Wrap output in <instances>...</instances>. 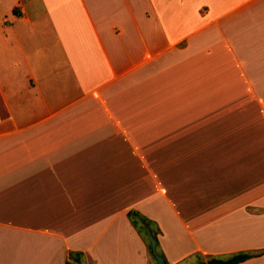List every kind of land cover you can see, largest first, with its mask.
Wrapping results in <instances>:
<instances>
[{
    "label": "crops",
    "instance_id": "0c3cea01",
    "mask_svg": "<svg viewBox=\"0 0 264 264\" xmlns=\"http://www.w3.org/2000/svg\"><path fill=\"white\" fill-rule=\"evenodd\" d=\"M129 211L264 251V0H0V264H156Z\"/></svg>",
    "mask_w": 264,
    "mask_h": 264
},
{
    "label": "trees",
    "instance_id": "16d2710c",
    "mask_svg": "<svg viewBox=\"0 0 264 264\" xmlns=\"http://www.w3.org/2000/svg\"><path fill=\"white\" fill-rule=\"evenodd\" d=\"M128 220L132 227L136 230V232L140 235V237L144 240L146 243L147 249L149 251L151 259L154 261V258L151 253L150 245L146 239V234L145 231L148 229L150 233L152 234L155 242H156V251L158 255H160L164 263L167 264L164 255L159 249V244H158V239H157V234L159 233L158 228L156 227L155 223L147 219L146 217L142 216L136 211H129L127 213ZM264 254V251L258 252V253H249V252H240V253H235L227 256L222 262L224 264H239L241 262H244L254 256H259ZM76 258L81 259V254L79 253H70L68 256V261L65 262V264H75L73 261ZM187 264H206L204 261V258L200 255H193L190 258L186 260Z\"/></svg>",
    "mask_w": 264,
    "mask_h": 264
},
{
    "label": "water",
    "instance_id": "95a60500",
    "mask_svg": "<svg viewBox=\"0 0 264 264\" xmlns=\"http://www.w3.org/2000/svg\"><path fill=\"white\" fill-rule=\"evenodd\" d=\"M145 234H146V239L150 245L151 253H152V256L155 260V263L156 264H165L163 258L161 256H159L156 252V242H155L152 234L150 233V231L148 229H146ZM74 262L78 263V259H75ZM206 264H224V263L222 261L209 260L206 262Z\"/></svg>",
    "mask_w": 264,
    "mask_h": 264
}]
</instances>
